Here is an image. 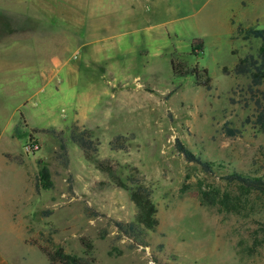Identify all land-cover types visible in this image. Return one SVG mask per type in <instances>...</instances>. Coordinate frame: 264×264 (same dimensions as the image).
Instances as JSON below:
<instances>
[{
    "label": "rangeland",
    "instance_id": "374dc122",
    "mask_svg": "<svg viewBox=\"0 0 264 264\" xmlns=\"http://www.w3.org/2000/svg\"><path fill=\"white\" fill-rule=\"evenodd\" d=\"M0 11L4 66L51 54L53 79L0 100L1 149L22 161L0 158V253L49 264L29 240L86 257V237L96 264H264V190L228 180L264 179V131L252 123L251 79L224 72L259 56L262 41L238 27L264 28V0H0ZM174 61L210 81L176 75ZM34 125L64 132L66 153ZM84 131L98 147L90 157L72 139ZM32 135L36 154L25 150ZM119 136L125 147L114 149ZM133 184L152 189L160 221L136 239L116 225L137 222Z\"/></svg>",
    "mask_w": 264,
    "mask_h": 264
},
{
    "label": "trees",
    "instance_id": "16d2710c",
    "mask_svg": "<svg viewBox=\"0 0 264 264\" xmlns=\"http://www.w3.org/2000/svg\"><path fill=\"white\" fill-rule=\"evenodd\" d=\"M238 32L240 34H245V39L255 38L262 41V48L260 51V54L258 57L254 55H248L243 59H240L239 62L234 66L233 69L224 68V72L229 74H234L237 76H245L249 77L251 79V83L249 85L250 93L257 98L256 100V115L255 120L252 121V123L261 130L264 131V28L259 27H251L248 29H244L242 25L238 27ZM195 49V48H194ZM174 66V73L176 75L180 76H189L192 74H196L198 80L199 86H206L207 82L210 81V79H207V82H202L201 75L198 74L199 69L196 68L194 70L187 68L184 64L173 62ZM203 74L206 76L208 75V71L204 70ZM208 78V77H207ZM33 133H51L55 136L59 137V140L61 142V148L63 152L66 153L67 146L65 143V139L62 137L64 132H58L55 129H32ZM225 133L230 137H236L238 135H241V130L233 129L228 127V125L225 126ZM89 133L84 131L82 135H77L74 133L72 135V139L75 143H77L81 148L84 149L86 155L88 157L91 156V152H95L98 150V147L94 145L93 140H89L85 137V135H88ZM124 136H119L115 139V141L112 143V147L114 149L117 148H124V144H120V141L123 140ZM30 140H35V136L32 135L30 137ZM177 148L180 153H182L186 159L189 162H196L202 165V167L207 172H212V164L201 157H198L192 150H190L188 147L181 144V142L178 141ZM9 160H15L18 161V163L21 164V158L19 157H13L10 154H7L5 156ZM99 168L101 170H107L111 169L109 166H105L104 164H99ZM41 177H44L45 179H49V174L46 169L41 171ZM228 180L231 182H235L238 184H241L243 186L264 190V179L257 178V177H250L246 176L244 174L235 172L231 176L228 177ZM133 183H135V180L131 179ZM116 184L119 187H126V184L118 179ZM133 191L131 194V200L133 203L137 206L139 212L137 216V222H131V223H124V222H116V225L121 233H123L125 236H128L131 239H136L137 237L141 236V226H144L147 229L154 230L156 229L159 224V218H158V207L156 203L153 200V191L151 188L146 186H135L133 184ZM37 190H40V188L37 187ZM89 216H94L97 214L94 212L91 208L88 209ZM51 241V239L49 240ZM81 242L83 246L86 248V257H78L72 254L67 253V251L63 247L53 248L50 246H44L42 244H39L36 240H29L27 243L36 246L39 248V250L42 252L43 255H45L49 261V264H96V259L91 257L90 254L93 251V244L92 242L86 238L83 237L81 239Z\"/></svg>",
    "mask_w": 264,
    "mask_h": 264
},
{
    "label": "crops",
    "instance_id": "0c3cea01",
    "mask_svg": "<svg viewBox=\"0 0 264 264\" xmlns=\"http://www.w3.org/2000/svg\"><path fill=\"white\" fill-rule=\"evenodd\" d=\"M2 13V14H1ZM6 13L4 11H0V16H4ZM15 25H17V23L13 24L9 30H11L12 28L14 29ZM18 29H22V28H18ZM19 35H23L21 38L25 37L26 39L30 38L31 35L29 33H27L28 35L22 34V33H18ZM20 36H18V39H21ZM1 40V39H0ZM84 44L80 43L78 45V49L76 52L79 51V48H84L83 46ZM4 50H6V47H4V44H0V100L3 101L5 99L8 100L9 97H11L12 95L16 94L18 92V90H26L27 86H28V82H30V80H36L40 83H44L45 81L48 83H52L53 79H52V58H51V54H49L48 58H43V61H39V63L37 64L35 61L34 62H21L22 59H17V61L15 59L11 61L9 60L10 65L8 67L4 66L6 60H4L2 57V55H6L7 53H4ZM44 54V52H43ZM44 57H46L44 55ZM17 58V57H15ZM18 62V63H17ZM21 62V63H20ZM47 63V64H46ZM8 64V62H7ZM11 65H14L13 68H10ZM21 65V67H20ZM64 68V67H63ZM0 105H2L0 107V158L4 159V162L8 163L9 159H7L5 156L7 154L12 155L11 153H9L8 151H4L2 150V145L4 142V137H5V133L7 132V129H9V124L5 127L2 123V118L5 117L6 115L3 112V103L0 102ZM26 107V105H21ZM20 110V109H19ZM18 110V111H19ZM5 115V116H4ZM16 123V122H15ZM25 125H27V121H25ZM20 124H15V126H13V133L16 135V132L18 131ZM49 129V128H42L39 126H35L33 127V129ZM41 134V133H39ZM37 137H35L36 139ZM25 242V240H24ZM27 259L24 257L23 258V262H26ZM0 264H15L14 258L13 256H7L5 254L0 253Z\"/></svg>",
    "mask_w": 264,
    "mask_h": 264
},
{
    "label": "built area",
    "instance_id": "2783aa9c",
    "mask_svg": "<svg viewBox=\"0 0 264 264\" xmlns=\"http://www.w3.org/2000/svg\"><path fill=\"white\" fill-rule=\"evenodd\" d=\"M75 59H77V56H75ZM25 150L27 153H33L36 154L41 150L40 143L35 139V140H30L26 146Z\"/></svg>",
    "mask_w": 264,
    "mask_h": 264
}]
</instances>
